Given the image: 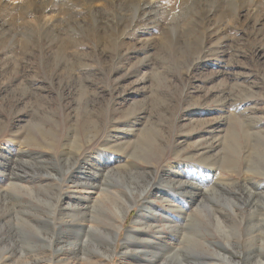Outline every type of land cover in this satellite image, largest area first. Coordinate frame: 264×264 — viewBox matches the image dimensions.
Here are the masks:
<instances>
[{
    "label": "rangeland",
    "instance_id": "obj_1",
    "mask_svg": "<svg viewBox=\"0 0 264 264\" xmlns=\"http://www.w3.org/2000/svg\"><path fill=\"white\" fill-rule=\"evenodd\" d=\"M228 263L264 264V0H0V264Z\"/></svg>",
    "mask_w": 264,
    "mask_h": 264
},
{
    "label": "bare ground",
    "instance_id": "obj_2",
    "mask_svg": "<svg viewBox=\"0 0 264 264\" xmlns=\"http://www.w3.org/2000/svg\"><path fill=\"white\" fill-rule=\"evenodd\" d=\"M90 1V0H89ZM91 2H93V1H91ZM106 2V1H105ZM100 5V4H99ZM52 16V15H51ZM56 18V17H55ZM107 18V17H106ZM43 19V18H42ZM54 20V19H53ZM103 20V19H102ZM46 21V20H45ZM98 22V21H97ZM106 22H107V19H106ZM109 22V21H108ZM107 22V23H108ZM111 22V21H110ZM51 23V22H50ZM103 23V22H102ZM112 23V22H111ZM70 31V30H69ZM260 31V30H259ZM106 189V188H105ZM104 189V190H105ZM127 208H123V210H122V212H121V218H122V220H125V217H126V215H127ZM117 226L119 227V228H121L122 227V224L121 223H118L117 224ZM117 232V231H116ZM117 234V233H116ZM133 234V233H132ZM97 244V243H96ZM170 248H171V246H170ZM229 257V256H228ZM228 257H227V259H228ZM226 261V260H225ZM237 263V262H236ZM229 264V263H228ZM241 264V263H240Z\"/></svg>",
    "mask_w": 264,
    "mask_h": 264
}]
</instances>
